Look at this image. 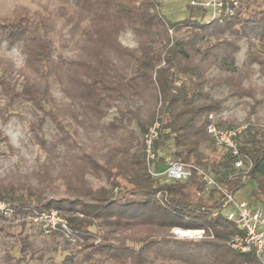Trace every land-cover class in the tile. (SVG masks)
Wrapping results in <instances>:
<instances>
[{
	"label": "trees",
	"instance_id": "1",
	"mask_svg": "<svg viewBox=\"0 0 264 264\" xmlns=\"http://www.w3.org/2000/svg\"><path fill=\"white\" fill-rule=\"evenodd\" d=\"M32 2L0 13V49L22 55L17 65L0 52V120L22 118L16 110L25 106L28 132L45 156L28 171L0 174L8 209L0 211V233L12 239L2 261L264 264L230 246L241 231L222 211L219 189H206L198 173L211 172L227 191L245 185L237 156L207 132L210 114L240 105L239 157L250 163L252 196L264 202V0H239L232 15L206 20L194 5L170 20L155 0ZM127 30L134 46L120 40ZM156 121L154 151L170 145L173 159L192 166L187 179L166 182L149 172L143 136ZM18 152L0 129V158ZM88 176L103 184L94 187ZM50 210L66 219L68 232L44 234L32 223ZM27 225L50 242L37 245ZM173 228L203 235L178 238ZM58 250L66 251L59 261L46 257Z\"/></svg>",
	"mask_w": 264,
	"mask_h": 264
},
{
	"label": "rangeland",
	"instance_id": "2",
	"mask_svg": "<svg viewBox=\"0 0 264 264\" xmlns=\"http://www.w3.org/2000/svg\"><path fill=\"white\" fill-rule=\"evenodd\" d=\"M155 1L157 3V9L159 10V12H161L162 15H164L166 18L170 20L182 19L190 11L191 0H155ZM197 1H205V0H197ZM17 4L33 7L35 3L32 2V0H0V13L9 10L10 8H12ZM203 15H204V20L208 19L210 16L209 9L204 10ZM120 40L125 45H129V46L135 45L132 33L129 30L123 32L120 35ZM0 52H3L8 56H10L11 58H13L17 65H20L22 63V55L19 53L18 50L13 49L4 52L3 48H1ZM66 54H69V52L66 51ZM244 55H245V45L242 43L241 50L236 55V62L238 64L241 63V61L244 58ZM0 102H3L1 98H0ZM16 111L19 112L18 114H20L22 118L19 117L18 115H14L10 117V119L5 124H2L0 120V129L8 136L11 144L19 150V152L16 154L6 155L0 158L1 175H3L5 172L13 168H17L18 170H20V172L28 171L33 167L39 165L45 156L44 152L32 141L30 134L28 132L27 119L30 114L26 112V107L21 106L17 108ZM111 112L113 113V111ZM211 115H212L211 122L218 126L228 127L225 123H223L222 125L218 124L219 122H225L226 120L232 122L233 125L232 128L245 126L244 125L245 123H241L243 122L245 111L240 105L233 106L230 110L220 112L219 114H211ZM44 131L46 136L49 137L53 133L52 125L49 123L46 124L44 126ZM3 146L4 145L2 144L1 147ZM170 152H171L170 145H166L163 148H161L157 154L155 152L156 156L152 162L151 169L158 171L163 169L166 163L165 158L172 156ZM205 152H207V150H205ZM248 165L249 163L247 161L245 167L242 170H240L241 179L242 181H245V185L234 192H231L229 190L228 191L231 192L236 199H244L250 201L253 204L264 205V202L262 201L263 199L262 195L252 196L251 194V190L255 187V182L253 180H250L247 176L249 171V168L247 167ZM209 174L212 175L211 172H209ZM159 178H161V176H159ZM88 179L91 181L94 187H98L101 184H103V182H99L98 180L92 178L91 176H88ZM121 181L124 183L123 180ZM58 185L60 186L61 189L63 188L61 182H58ZM193 190H194V186H190L188 188L189 192ZM219 191L222 195V191L221 190ZM219 201L221 202V196ZM27 228H28L27 229L28 232L34 235L33 239L37 245L44 246L45 243L50 242V237L42 234L34 225L30 227L28 226ZM171 233L178 238H186V239H196V238H200L203 235V231L201 229L173 228L171 229ZM11 242H12L11 238L3 236L0 233V264H6L2 261V254L5 248H7ZM16 252H17V248H14L11 251L12 254H16ZM65 253L66 251L64 250H58L57 252L48 251L46 257L52 256L56 261H59ZM29 264H33V262Z\"/></svg>",
	"mask_w": 264,
	"mask_h": 264
},
{
	"label": "built area",
	"instance_id": "3",
	"mask_svg": "<svg viewBox=\"0 0 264 264\" xmlns=\"http://www.w3.org/2000/svg\"><path fill=\"white\" fill-rule=\"evenodd\" d=\"M238 2L239 0H191L190 5L200 6L205 10L209 9V17L212 18L221 14L232 15L234 13V7L238 5ZM209 118L212 119L211 114ZM158 126L159 123L157 121L154 122L144 135L145 156L149 172L153 176H161L166 182L187 179L191 174L192 166L175 160L172 157L165 158L166 163L163 169L159 171L151 169L152 162L156 156L153 149V141L157 138ZM244 127L245 126L228 128L218 126L212 122L207 126V132L215 143L218 146L230 149V151L237 156L235 167L241 170L245 167V163L239 157L237 137ZM247 167H250V163ZM198 173L206 182V189L209 187H217L222 191V211L224 210L223 212L226 217L235 222L241 231L231 239L229 242L230 246L243 252L252 251L257 256L264 258V205L253 204L244 199H236L231 192L221 188L211 174L201 170H198ZM0 211L5 213L8 211L6 205L1 201ZM30 219L33 224L40 226L44 234H48L57 228H61L65 232H68L66 219L56 210L40 212L30 217ZM66 236L70 238L68 234H66Z\"/></svg>",
	"mask_w": 264,
	"mask_h": 264
},
{
	"label": "bare ground",
	"instance_id": "4",
	"mask_svg": "<svg viewBox=\"0 0 264 264\" xmlns=\"http://www.w3.org/2000/svg\"><path fill=\"white\" fill-rule=\"evenodd\" d=\"M184 234V233H183Z\"/></svg>",
	"mask_w": 264,
	"mask_h": 264
}]
</instances>
